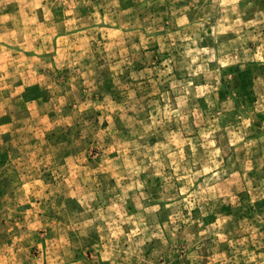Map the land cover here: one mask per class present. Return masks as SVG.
Returning <instances> with one entry per match:
<instances>
[{
	"label": "rangeland",
	"instance_id": "374dc122",
	"mask_svg": "<svg viewBox=\"0 0 264 264\" xmlns=\"http://www.w3.org/2000/svg\"><path fill=\"white\" fill-rule=\"evenodd\" d=\"M0 264H264V0H0Z\"/></svg>",
	"mask_w": 264,
	"mask_h": 264
}]
</instances>
